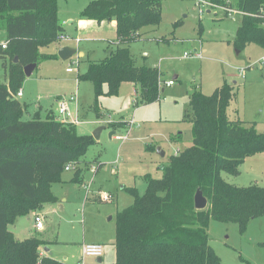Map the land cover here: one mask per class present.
I'll return each mask as SVG.
<instances>
[{
	"label": "trees",
	"instance_id": "trees-1",
	"mask_svg": "<svg viewBox=\"0 0 264 264\" xmlns=\"http://www.w3.org/2000/svg\"><path fill=\"white\" fill-rule=\"evenodd\" d=\"M58 1L0 0V30L6 33L0 59L8 80L0 84V264H64L42 257L40 250L49 242L41 234L21 240L9 226L58 202L53 184L61 181L69 164L77 165L71 182L80 183L81 160L96 144L93 136L79 135L76 124L61 122L53 110L44 119L39 112L24 119L28 107L16 97L26 80L24 68L38 66L40 47L64 34ZM164 1L90 0L82 10L81 20L116 21L118 37L104 59L89 61L87 71L78 76L93 88L87 113L100 119L101 99L118 96L123 83L138 88L136 106L161 100V73L138 67L130 44L143 28L161 23ZM235 8L249 14L237 29L236 49L241 52L250 44L264 49V0H238ZM236 96V86L227 82L211 95L196 90L190 95L184 121L192 126V144L169 158L161 178L145 176L144 195L135 188L127 190L134 201L117 216L115 264H222L210 245L211 222L237 224L245 232L252 220L264 217V188L238 187L223 177H238L247 158L264 153V133L256 123L229 117ZM117 126L108 127L121 128ZM174 141L181 142V136ZM102 167L98 165L96 174ZM198 191L208 200L204 210L195 208Z\"/></svg>",
	"mask_w": 264,
	"mask_h": 264
},
{
	"label": "rangeland",
	"instance_id": "rangeland-1",
	"mask_svg": "<svg viewBox=\"0 0 264 264\" xmlns=\"http://www.w3.org/2000/svg\"><path fill=\"white\" fill-rule=\"evenodd\" d=\"M220 1L216 2L217 6L232 8L238 2ZM89 2L58 1L59 20L74 21L69 33L78 35L82 42L76 48H70L83 51L86 58L80 59L77 54L66 61L49 58L57 54L59 41L40 47V62L24 81V97L18 100L31 106L24 118L29 120L33 118L35 106L46 110L57 97H74L76 102L71 104V110L79 111L78 134L93 136L98 129L104 128L96 144L81 160V182H71L75 170H65L61 181L52 188L58 202L33 214L44 217L42 212H46L41 236L49 244L41 248V253L48 248L53 259L61 262L68 257L69 264H77L82 257L81 245L98 240L105 248L99 264H115L117 216L134 201L127 190L135 188L144 195L147 191L145 176L161 178L160 167L167 165L177 151L182 152L192 144V126L184 121V117L193 91L211 95L226 82L236 86L237 96L228 111L229 117L254 122L257 130L264 133V71L258 63L264 49L256 44L248 45L241 52L236 49L234 42L242 20L240 16L223 13L217 8L211 9V14L206 9L201 16L192 0L164 1L161 23L143 28L140 38L130 44V52L138 67L162 71L164 82L172 81V86L165 87L159 102L136 106L134 98L137 100L139 95L134 93V85L123 83L118 96L101 99L104 115L100 119L94 113L83 118V109L79 110V107L92 100L94 95L92 84L80 83L78 76L87 71L88 58L90 61L104 59L109 53L107 48H115L118 40L115 29L104 22H96V26L83 32L77 30L79 13ZM5 40L6 33L0 30V45ZM195 49L201 54L200 60L183 58L185 53H194ZM69 67L75 72L66 73ZM239 70L245 71L246 79L236 77ZM175 76L177 80H173ZM3 77V60L0 59V82L4 81ZM38 112L43 119L48 113ZM111 123L121 128L112 130L108 127ZM112 132L114 136L127 139L122 142L110 138ZM178 136L182 137L181 142L174 141ZM160 151L166 156L161 157ZM87 162H90L89 166ZM99 164L103 167L95 175L91 169ZM240 172L238 177L229 174H223V177L238 187L258 185L264 188V153L247 158ZM87 185L93 195H112L114 201H94L96 195L93 197L90 193L87 196ZM16 223L9 226L16 238L30 236L35 224L32 214L19 218ZM208 233L210 245L222 264H264V217L252 220L245 232H241L237 224L212 221ZM83 264L98 263L96 259H87Z\"/></svg>",
	"mask_w": 264,
	"mask_h": 264
},
{
	"label": "built area",
	"instance_id": "built-area-1",
	"mask_svg": "<svg viewBox=\"0 0 264 264\" xmlns=\"http://www.w3.org/2000/svg\"><path fill=\"white\" fill-rule=\"evenodd\" d=\"M195 3V6L197 7L200 15H204L205 14V10L208 9L207 12H212L211 9H220L223 13L227 12L229 15H237L240 16L241 18L244 16H249V14L244 13L242 11H239L237 8H232L230 6H226V7H219L217 6L216 3L212 2L211 0H192ZM263 14H264V10H262ZM76 41L77 43L80 42V39H73L71 38L69 35L67 34H61L58 37V41L59 42H69V41ZM2 49H6V44L2 45ZM184 59H197L200 60L201 59V54L198 51H195L194 53H185L183 56ZM261 66V69L264 71V53L262 55V57L260 58L259 62H258ZM79 63L76 64V66L78 67ZM74 68L73 67H69L67 69V72H74ZM238 75L241 78H245V71L243 70H239L238 71ZM165 86H172L173 82H164ZM136 94V93H135ZM23 95L22 91L20 90L16 97H21ZM137 95V94H136ZM136 97V96H135ZM134 101L136 102V98H134ZM76 99L74 97H70L69 99L66 98H59L57 100V116L58 119L63 122V123H73L78 125L80 123L78 115H77V111H72L71 110V104L75 103ZM133 121L130 122V126H132ZM114 138H116L119 141H125L127 138L126 137H119V136H114ZM179 152H176L175 155H178ZM77 168L76 164H69L65 169L67 171H71V170H75ZM92 173L96 175L97 172V168L93 167L91 169ZM85 190L87 191V196L91 193L93 195V193L91 192L89 186L87 185L85 187ZM98 197V200L100 201H105V202H109L112 201V197L110 195H105V194H96ZM34 221H35V228L37 231H42L45 229V224H44V217L43 216H39V215H35L34 217ZM104 245L102 244H87L84 245L82 248V258L80 261V264H83V261L85 258L87 257H93L96 259H101L104 256Z\"/></svg>",
	"mask_w": 264,
	"mask_h": 264
},
{
	"label": "crops",
	"instance_id": "crops-1",
	"mask_svg": "<svg viewBox=\"0 0 264 264\" xmlns=\"http://www.w3.org/2000/svg\"><path fill=\"white\" fill-rule=\"evenodd\" d=\"M209 14H211L210 12H208ZM80 14V13H79ZM78 14V15H79ZM60 22H61V24H62V26H63V29H64V33L65 34H67V35H69L71 38H73V39H80L79 38V36L77 35H72V34H70L69 33V30H71V27L73 26V24L75 23L74 21H71V20H68V21H66V20H63L62 18L60 19ZM83 23H85L84 25H83ZM105 24L107 23L109 26L108 27H110V28H114L115 29V31H116V28H117V22L116 21H112V22H104ZM94 26H96V22L95 21H89V20H81V19H79L78 20V25H77V30H79L80 32H83L85 29H90V28H92V27H94ZM106 26V25H105ZM5 42H6V40H5ZM61 43H63V44H61ZM59 45H57L56 46V50H59L61 47H73V48H76V45L77 46H79L82 42H81V39H80V42L79 43H77L76 41H74V40H72V41H69V42H61ZM4 44V43H3ZM2 44V45H3ZM1 46V45H0ZM72 49V48H71ZM108 51V50H107ZM195 51H197L196 49H195ZM106 52V51H105ZM76 54L77 55H79V57H80V59L81 58H86V55H85V53L83 52V51H79V50H77L76 51ZM57 56H58V52H57V54H56ZM88 57H90V56H88ZM59 58V57H58ZM89 58H88V64H89ZM87 68H88V66H87ZM68 69V68H67ZM67 69H66V73H68V74H72V73H74V72H67ZM36 70V69H35ZM34 70V71H35ZM161 74H162V80H163V72L161 71ZM3 75H4V77H3V79H4V81H2V82H0V84H7V75H6V72H5V70L3 69ZM246 76V75H245ZM236 77L237 78H241L239 75H238V73H237V75H236ZM27 78V77H26ZM177 76H175V78L173 79V80H177ZM246 79V78H245ZM164 81V80H163ZM80 83H81V81H79ZM170 82V81H169ZM135 87V86H134ZM165 87H169V86H164V88H163V92H164V89H165ZM171 87V86H170ZM21 91H22V93H23V90L21 89ZM134 93H138V88H136L135 87V90H134ZM22 97H24V93H23V95L21 96V97H18V98H22ZM60 97H57V99L54 101V104L53 105H51V108L50 109H46V110H44L43 108H42V106H35V108L36 109H34L33 110V114H35V113H37L38 111H41V113H42V115H44V113H46V112H49V111H51V110H53L55 113H56V115H57V110H56V108H57V100L59 99ZM63 98V97H62ZM92 102H93V99L92 100H90L89 102H87V103H83L80 107H79V110H81V109H83V112H82V117L84 118V117H86L89 113H87L88 112V107L92 104ZM24 105H26L28 108V112L31 110V106L29 105V104H26V103H23ZM77 114H78V117H79V111H77ZM102 114H103V111H102ZM229 114V113H228ZM104 115V114H103ZM81 118V117H80ZM232 119V118H231ZM233 120H242V121H244V122H248V121H245V120H243V119H241V118H239V117H237V118H235V119H233ZM132 122V121H131ZM248 123H254V122H248ZM256 127H257V124H256ZM115 135V134H114ZM114 135H113V137H114ZM112 137V138H113ZM176 138H178V137H176ZM182 138V137H181ZM175 139V138H174ZM161 152H163V151H160V155H161ZM177 152H179V153H181L180 151H177ZM166 155H165V153H164V156H161V157H165ZM165 166V165H164ZM163 167V166H162ZM162 167H160V168H162ZM159 168V169H160ZM94 195H96V193H94ZM94 195H93V197H94ZM96 197H97V195H96ZM96 197H94V201H99L98 200V198H96ZM42 214L44 215V217H46V212H44V210H43V212H42ZM32 216H33V219H34V217H35V214H32ZM35 222V221H34ZM17 224V223H16ZM14 226H15V224H14ZM16 229V228H15ZM43 231V230H42ZM42 231H37L36 230V228H35V224H34V227H33V230L31 231V234H30V236H32L35 232H37V233H39V234H41L42 233ZM11 232H13L12 230H11ZM14 233V232H13ZM14 235H15V233H14ZM16 236V235H15ZM30 236H28V237H30ZM17 237V236H16ZM28 237H26V238H28ZM19 239V238H18ZM23 239H25V238H23ZM23 239H21V240H23ZM87 243H91V244H93V243H95V244H102L101 242H98V240H95V241H92V242H87ZM84 244V243H83ZM81 245V248L84 246V245ZM102 245H104V244H102ZM41 255H42V257H50V258H52L51 257V253H50V249H45V250H42V253H41ZM104 255H105V253H104ZM82 258V257H81ZM103 258H104V256L101 258V262H102V260H103ZM87 259H96V258H93V257H87V258H85L84 259V261L85 260H87ZM60 261V260H59ZM81 261V260H80ZM80 261L78 260V263L77 264H80ZM83 261V262H84ZM61 262L62 263H64V264H69V258L67 257L66 259H64V260H61ZM96 262L99 264V263H101V262H98V259H96Z\"/></svg>",
	"mask_w": 264,
	"mask_h": 264
},
{
	"label": "water",
	"instance_id": "water-1",
	"mask_svg": "<svg viewBox=\"0 0 264 264\" xmlns=\"http://www.w3.org/2000/svg\"><path fill=\"white\" fill-rule=\"evenodd\" d=\"M74 54H76V50L74 49H71L70 47H61L59 50H58V57L60 59H62L63 61H66L68 60L70 57H72ZM14 63H18V58H15V61ZM37 68V65L36 64H31V65H28L24 68V73H25V76L28 78L32 75V73L34 72V70ZM104 128H100L98 129L95 133H94V138L95 140H98L99 139V134L100 132L103 130ZM115 133L112 132L110 134V138H112V136L114 135ZM160 153V152H159ZM161 156H164V152H161ZM207 205H208V200L204 197L203 193L201 191H198L195 195V208L197 210H204L207 208ZM101 259H98V262H101L100 261Z\"/></svg>",
	"mask_w": 264,
	"mask_h": 264
}]
</instances>
